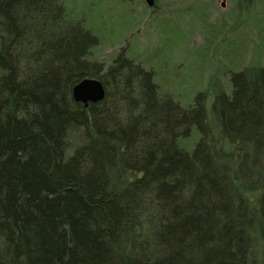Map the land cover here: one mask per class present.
<instances>
[{
	"label": "trees",
	"instance_id": "1",
	"mask_svg": "<svg viewBox=\"0 0 264 264\" xmlns=\"http://www.w3.org/2000/svg\"><path fill=\"white\" fill-rule=\"evenodd\" d=\"M98 43L61 0H0V264H264V63L184 103Z\"/></svg>",
	"mask_w": 264,
	"mask_h": 264
},
{
	"label": "rangeland",
	"instance_id": "2",
	"mask_svg": "<svg viewBox=\"0 0 264 264\" xmlns=\"http://www.w3.org/2000/svg\"><path fill=\"white\" fill-rule=\"evenodd\" d=\"M61 1L99 37L94 61L108 65L119 53L135 58L184 103L226 83L231 69L264 63V0Z\"/></svg>",
	"mask_w": 264,
	"mask_h": 264
},
{
	"label": "water",
	"instance_id": "3",
	"mask_svg": "<svg viewBox=\"0 0 264 264\" xmlns=\"http://www.w3.org/2000/svg\"><path fill=\"white\" fill-rule=\"evenodd\" d=\"M148 6H153L154 0H146ZM75 96L86 105L88 102H97L104 98L105 88L99 79H85L75 87Z\"/></svg>",
	"mask_w": 264,
	"mask_h": 264
}]
</instances>
